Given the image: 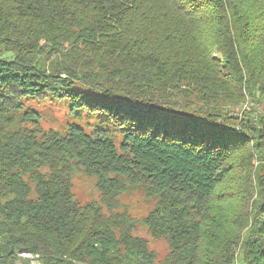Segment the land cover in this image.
Wrapping results in <instances>:
<instances>
[{"label":"trees","instance_id":"obj_1","mask_svg":"<svg viewBox=\"0 0 264 264\" xmlns=\"http://www.w3.org/2000/svg\"><path fill=\"white\" fill-rule=\"evenodd\" d=\"M29 99L106 122L44 130ZM262 103L264 0H0V264H264ZM134 187L159 262L112 212Z\"/></svg>","mask_w":264,"mask_h":264},{"label":"rangeland","instance_id":"obj_2","mask_svg":"<svg viewBox=\"0 0 264 264\" xmlns=\"http://www.w3.org/2000/svg\"><path fill=\"white\" fill-rule=\"evenodd\" d=\"M24 109H31L41 117L40 125L44 130H61L68 124H74L87 131L105 124V119L97 113H88L71 109L65 100L37 101L29 99ZM260 113L264 112V103L256 108ZM69 177L71 192L75 201L80 204L100 203L99 193L95 188L96 177L86 175L77 166H72ZM156 198L148 197L141 187L130 188L118 197L117 205L112 212L127 213L136 220L133 235L146 240L148 249L153 251L156 261L163 260L168 252V244L165 239L152 238L143 223L146 215L154 208ZM108 213L106 208L103 209Z\"/></svg>","mask_w":264,"mask_h":264},{"label":"bare ground","instance_id":"obj_3","mask_svg":"<svg viewBox=\"0 0 264 264\" xmlns=\"http://www.w3.org/2000/svg\"><path fill=\"white\" fill-rule=\"evenodd\" d=\"M12 257V256H11ZM3 258L0 257V260ZM15 260V259H14ZM41 264L38 255H33L32 253H22L18 254L17 259L14 264Z\"/></svg>","mask_w":264,"mask_h":264},{"label":"built area","instance_id":"obj_4","mask_svg":"<svg viewBox=\"0 0 264 264\" xmlns=\"http://www.w3.org/2000/svg\"><path fill=\"white\" fill-rule=\"evenodd\" d=\"M19 254H22V253H19ZM33 255H35V254H33ZM1 258H2V257H1ZM235 264H238L237 260L235 261Z\"/></svg>","mask_w":264,"mask_h":264}]
</instances>
